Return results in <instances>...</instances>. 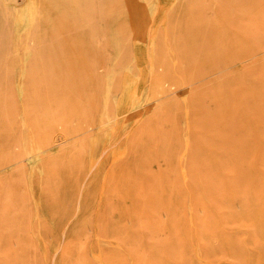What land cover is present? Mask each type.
<instances>
[{"label":"rangeland","instance_id":"374dc122","mask_svg":"<svg viewBox=\"0 0 264 264\" xmlns=\"http://www.w3.org/2000/svg\"><path fill=\"white\" fill-rule=\"evenodd\" d=\"M0 264H264V0H0Z\"/></svg>","mask_w":264,"mask_h":264}]
</instances>
